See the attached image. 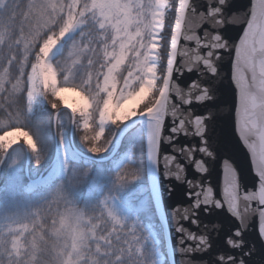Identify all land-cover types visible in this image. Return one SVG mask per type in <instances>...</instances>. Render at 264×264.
I'll return each instance as SVG.
<instances>
[{"label":"snow or ice","instance_id":"obj_1","mask_svg":"<svg viewBox=\"0 0 264 264\" xmlns=\"http://www.w3.org/2000/svg\"><path fill=\"white\" fill-rule=\"evenodd\" d=\"M236 6L237 0H205L206 11L196 0H0V110L7 114L0 120V129L13 127L20 132L26 128L24 113L30 110L36 94L46 98L49 91L52 97L60 95L59 72L60 84L70 85L89 100L92 107L87 115L96 109L99 126L95 134L91 119L81 116L79 125L87 124L92 134L84 139L93 140L90 151L100 153L108 144V140L102 142L103 125L108 120L100 116L101 101L103 104L109 96L120 102L139 97L143 107L131 108L126 115L116 117L115 123L148 116L151 155L157 164L164 144L178 151L198 174L210 175L216 161L222 160L223 188L217 198L210 182L205 187L203 181L188 179L185 165L175 155H163L164 174L195 189L188 193L193 203L184 208L181 218L189 219L191 212L192 223L202 231L194 233L177 220L176 231L182 234L181 254H203L215 248L214 258L204 264H248L243 255L235 254L243 253L247 243L244 233L248 225L239 209L241 198L246 202L245 211L251 202L257 203L252 211L258 213L259 238L264 241V0L240 4L246 7L243 20L232 12ZM189 14L198 16L200 26L208 24L202 35L187 26ZM238 23L244 27L236 38L226 26ZM65 38L64 52L50 59ZM225 59L231 61V82L236 90L235 130L250 153L258 185L251 191L242 185L229 159L218 154L213 126L225 111H231L229 105L218 101ZM29 67L30 72L26 71ZM122 69L127 76L122 75ZM185 72H195L196 79L182 86L179 81ZM46 76L51 77L50 82L46 83ZM118 77L123 81L119 90ZM25 93L26 106L14 107ZM48 101L54 110L59 108L55 99ZM166 120L170 121L167 135ZM20 134L37 153L38 145L30 131ZM181 136L189 143L178 144ZM0 137L3 155L12 149L14 141ZM173 163L175 172L169 170ZM135 178V173L125 168L118 182ZM53 196L47 208L36 210L27 220L7 222L0 229V264H143L135 228L122 234V220L105 202L97 216L70 207L72 201L62 189ZM52 202L64 203L65 211L59 214V226L53 219L48 228ZM202 207L209 215L226 209L239 227L229 228L224 221L203 224L197 215ZM212 232L218 237L222 234V238L214 240ZM186 240L194 243L185 247ZM247 251L251 255L252 249ZM187 264L198 262L189 260Z\"/></svg>","mask_w":264,"mask_h":264},{"label":"trees","instance_id":"obj_2","mask_svg":"<svg viewBox=\"0 0 264 264\" xmlns=\"http://www.w3.org/2000/svg\"><path fill=\"white\" fill-rule=\"evenodd\" d=\"M26 3L27 0H24ZM167 23V21H166ZM68 38L62 42L61 51L57 54L52 60H55L59 55H61L66 46H67ZM30 62H34V57H30ZM55 67V64H53ZM26 71L30 72V67L26 69ZM105 71V69H102ZM127 71L122 69V75H125ZM58 83L60 87H71L70 85H62L60 84V80L62 77L59 72L57 74ZM101 81L103 77L101 76ZM95 89H93V94H95ZM100 96H104L103 93H100ZM26 93L23 94L17 104L14 107L24 108L26 106ZM46 97V96H45ZM55 99L59 105L58 109H53L48 100ZM147 101V100H146ZM145 101V102H146ZM104 102V100H103ZM102 106V101L100 103ZM139 107H143V104ZM14 110V109H13ZM59 112V116H64L67 118V122L64 125L54 123V116ZM92 125L94 127V131L97 128V119L98 113L96 114V109L93 108L92 112ZM7 118V114L0 110V120H5ZM72 114L68 109L63 108L60 101L52 97L50 94L46 98V105L44 107L38 108L32 115L28 114L26 110L24 113V126L26 128H22L26 131H30V134L33 136L34 142L38 145V156L39 163L37 165L40 171L45 170L50 166L57 146V135L62 127L67 126V128L71 127ZM126 122H121V124L109 126L105 130L104 137H102V142L108 140L107 147L105 151L100 153H93L90 151L89 145L91 142H85L82 140V132L76 130L73 133V141L75 146L87 155V160H81L79 162H72L70 171L68 172L67 178L65 180H58L59 188L55 187L48 190V188L44 189H36L32 193L28 194L33 201L38 198V195L42 193L48 192L51 195V201L54 199V193L57 189H62L66 194L67 198L72 201L70 207H76L84 210L86 213L93 215H100V207L98 203L97 197V187L99 184L108 182L113 179L114 172L112 169V159L116 158L119 153L124 152L127 149H132L134 152V163L127 164L122 166L118 174L122 173L125 168L134 172L136 175V179L131 181H126L124 183H119L118 180L115 181V194L126 204L128 205L133 213L136 214L137 218L142 223L147 222H155L157 228L159 230V237L161 239L160 249L166 253V244L164 238V231L161 220L158 215V211L156 208V204L154 201V197L152 194V188L150 185L149 178V153H148V142L147 136L145 134V124L144 122L138 123L135 127L131 128L122 138L120 145L117 150V141L120 135L121 130L123 129ZM13 127H7L4 129H0V136L9 130H13ZM26 148L24 141H20L12 146V149L8 151L9 154H13L16 149ZM115 151V152H114ZM114 154L112 155V153ZM112 155L110 159L107 160H99L98 158L107 157ZM4 154L0 155V179L2 183L5 185V189L0 191V221L3 218L4 211L11 206V203L15 202L18 198L25 195L23 191V187L28 183V181L36 176L38 173L30 170L29 175L25 173V171L21 172V175L16 179H13L8 176L6 173L4 166L5 160H3ZM7 159V158H6ZM2 166V167H1ZM116 176V175H115ZM52 214L48 219L47 227L50 228L52 224V220L55 219L57 221V227L59 226L60 213L65 211L64 203H51ZM96 223L103 224V221H95ZM167 264L169 262L167 261Z\"/></svg>","mask_w":264,"mask_h":264},{"label":"water","instance_id":"obj_3","mask_svg":"<svg viewBox=\"0 0 264 264\" xmlns=\"http://www.w3.org/2000/svg\"><path fill=\"white\" fill-rule=\"evenodd\" d=\"M250 0H237V6L232 9V12L236 13L239 19L243 20L244 17L242 13L246 11V7H240V4L247 6ZM198 7L206 11L205 0H196ZM232 13H229L231 15ZM187 26L198 34H203L205 28H208V24L200 26L198 16H193L189 14ZM244 27L243 23L230 24L226 26L227 31L233 36L238 38L239 34L242 32ZM220 31H225L221 28ZM184 42L181 41V44ZM179 61V57L177 58ZM221 72L224 79L218 84V101L222 105H229L231 111H225L214 124V133L218 138V154L222 158H228L229 162L237 170L238 179L242 181V185L251 191L254 187H257V181L255 179V172L252 167V161L250 153L244 144L240 141L238 134L235 130V103H236V90L231 82V61L230 59H225L221 66ZM175 75V74H174ZM196 79L195 72L187 73L185 72L183 77L180 79V84L182 86L186 85L189 81ZM144 122L146 133L148 137L149 144V168L151 183L153 188V194L155 197L156 206L159 212V217L164 229V235L167 242L168 256L170 264H187L189 260L196 261L198 264H204L215 256V248L209 250L208 253L203 254H181V245L179 244L181 233L176 231L177 220L179 224L183 225L186 229L199 234L202 228H197L195 224L192 223L191 212L189 213L190 218L185 220L181 218L185 207H191L193 201L189 198L188 193L190 191H195V189H190L186 183L177 181L174 176H166L164 167V154L175 155L177 161L185 165L186 177L193 180L195 183L205 182V187L208 186V182L214 187V196L220 198L222 195L223 188V173H222V160L218 159L213 165L211 174H198L193 171L192 166L187 164L184 159L181 158L178 151L174 152L171 147L164 144L161 147V155L159 162L153 159L151 155L150 148V134L148 130V118L146 115H139L132 120L125 123L123 129L120 132L117 147L121 143L123 136L138 123ZM165 134L167 135V125L170 123L166 120ZM178 144L189 143L183 136L177 141ZM114 151V152H115ZM112 153V155L114 154ZM199 157V153L196 154ZM169 170L175 172V163L169 165ZM153 175L156 180V187L153 183ZM242 187L241 191H244ZM258 205L256 202H251L248 205V210L245 211L246 202L241 198L239 201V209L245 217V222L248 227L244 233V239L247 241L243 253L236 252L237 256L243 255V257L248 261V264H264V241L259 238L258 233V213L253 212L252 209L256 208ZM176 215V219H173V215ZM197 215L203 224H212L219 221H224L225 225L229 228L239 227L238 221L231 217L226 209L215 210L212 214H207L203 211V207L197 210ZM212 237L214 240L222 238L212 232ZM194 242L191 240L185 241V247L192 245ZM248 248L252 249L251 255L248 254Z\"/></svg>","mask_w":264,"mask_h":264},{"label":"rangeland","instance_id":"obj_4","mask_svg":"<svg viewBox=\"0 0 264 264\" xmlns=\"http://www.w3.org/2000/svg\"><path fill=\"white\" fill-rule=\"evenodd\" d=\"M67 39V38H65ZM62 42L57 46V48L53 51L51 58L53 59L57 54L60 53ZM54 67V66H53ZM106 71V69H105ZM159 74V73H158ZM124 76H127V72ZM103 80V79H102ZM118 90L122 88L123 81L119 79ZM51 81L50 76H46V83ZM102 83V81H101ZM57 84L58 78H57ZM138 89V84L136 85ZM59 90L60 95L57 98L62 106L65 109H68L71 114L77 112V116L73 117L74 130H71L69 127L64 126L58 132L57 138V146L55 150L54 158L49 167L45 170L40 171L36 162L37 153H34L26 144V148H19L13 154L5 153L4 160L5 166L4 169L9 177L16 179L21 175L22 171L30 177L29 172L33 170V172L38 173V176L30 179L28 183L23 187V191L25 195L18 198L15 202L11 203V206L4 211L3 218L0 221V229L6 227L7 222L15 221V220H27L29 217L33 215V213L38 209L47 208L49 202H51V195L48 192L42 193L38 195L35 201H33V197L27 196L32 193L36 189H44L48 188L49 191L54 189L55 187H60L58 180H65L69 169L71 168L72 162H79L81 160L86 161L87 159L83 157L77 149L74 147L72 142V132L74 133L76 130L82 132V140L85 142L93 143V140H85L84 137L88 134H95L96 129L94 131V127L92 125V133H88L87 124L80 126L79 121L81 116H84L86 119H91L92 115L88 116L89 108L92 105L89 103L87 97L80 95L77 91H73L71 87H60ZM115 88L113 89V92ZM50 94V91H49ZM119 94V91L118 93ZM106 98V97H105ZM147 100L145 97L144 102ZM143 103L140 102L139 97H129L125 99L123 102L112 99L111 96L105 99L102 106L103 108L100 111V116L108 120V123H105L103 127L108 128L109 126L115 123V118L118 117L119 113L117 110L128 111L133 107H139ZM46 105V97L44 94L38 93L34 96L31 108L28 110V114L32 115L36 109L44 107ZM101 106V107H102ZM80 113V115H79ZM116 113V114H113ZM137 117V116H135ZM132 117L129 120L134 119ZM74 118L77 121L74 122ZM71 119V120H72ZM67 118L64 116H60L58 118V125H64L67 122ZM128 120V121H129ZM123 122V121H122ZM99 126V122L97 119V125ZM26 130L20 129V132H24ZM17 132L16 129L9 130L2 134L1 136H5L7 140L14 141L12 146L20 141L26 140V137ZM8 133H12L11 136L7 135ZM2 140V137H0ZM35 144V142H34ZM7 158V159H6ZM134 163V152L132 149H127L122 153H119L116 158L112 159V169L114 177L112 180L108 182H104L99 184L97 187V197L99 207L104 208L105 202L108 207L112 210V212L122 220V223L125 227L122 228V234H127L131 227L135 228V232L138 236V243L141 247L142 256L141 259L143 264H167V255L160 249L161 239L159 237V230L155 222H147L142 223L136 216L135 213L131 210V208L126 205L118 196L115 194V181L118 180L120 173L118 174L119 169L127 164ZM5 189V185L2 183L0 179V191ZM130 240L131 237L128 236Z\"/></svg>","mask_w":264,"mask_h":264},{"label":"bare ground","instance_id":"obj_5","mask_svg":"<svg viewBox=\"0 0 264 264\" xmlns=\"http://www.w3.org/2000/svg\"><path fill=\"white\" fill-rule=\"evenodd\" d=\"M147 118H148V121H149V123H148V130H149V134H150V119H149V117L148 116H146ZM153 183H154V187H156V180H155V176L153 175Z\"/></svg>","mask_w":264,"mask_h":264},{"label":"clouds","instance_id":"obj_6","mask_svg":"<svg viewBox=\"0 0 264 264\" xmlns=\"http://www.w3.org/2000/svg\"><path fill=\"white\" fill-rule=\"evenodd\" d=\"M117 112L119 113V115L118 116H122V115H126V112L125 111H122V110H117ZM113 114H116V113H113ZM137 178V177H136ZM135 178V179H136ZM131 180H134V179H130L129 181H131Z\"/></svg>","mask_w":264,"mask_h":264}]
</instances>
